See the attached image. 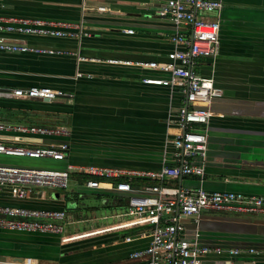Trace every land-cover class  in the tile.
Here are the masks:
<instances>
[{
    "label": "crops",
    "instance_id": "0c3cea01",
    "mask_svg": "<svg viewBox=\"0 0 264 264\" xmlns=\"http://www.w3.org/2000/svg\"><path fill=\"white\" fill-rule=\"evenodd\" d=\"M165 1L0 0V15L81 24L88 32L80 40L27 37L29 43L59 49L60 54L0 51L1 92L30 86L57 91L51 101L0 94V120H6L3 109L8 108L24 112L25 124H64L71 129L64 161L25 158L26 166L62 168L70 163L155 171L164 160L169 162L171 148H165V140L179 132L175 113L169 109L179 107L182 95L169 87L143 82L145 78L167 76L158 69L111 62L167 60V52L174 47L170 35L176 28L156 14ZM221 1L219 45L213 65L206 57L198 58L194 65L202 75L212 73L215 85L224 91L212 101L215 114L208 124L197 126L207 136L205 176L202 182L196 176H185L164 185H202L209 191L264 195V0ZM99 6L105 10H98ZM125 29L134 32L125 33ZM76 54L89 59L81 60ZM61 140L65 139L25 136L27 143ZM200 161L194 159L195 163ZM116 195L124 194L114 185L89 188L72 179L65 191H45L41 196L15 199L0 192V205L63 209L67 224L76 225L88 221L83 219L85 212H93ZM225 211H202L197 225L191 218L185 219L186 236L196 238L201 245L256 249L257 253L245 251L232 257V264H264V214ZM78 212L81 218H73ZM93 225V229L65 234H77L70 238L78 239L74 241L41 233L5 236L8 233L0 231L4 247L0 259L35 257L40 264H136L129 260V253L150 240L145 233L142 238L124 242V233L134 235V231H109L117 228L111 227L112 223ZM90 237L95 238L84 241ZM120 243L126 244L123 254L117 252ZM215 260L224 264L228 258L218 256Z\"/></svg>",
    "mask_w": 264,
    "mask_h": 264
},
{
    "label": "built area",
    "instance_id": "2783aa9c",
    "mask_svg": "<svg viewBox=\"0 0 264 264\" xmlns=\"http://www.w3.org/2000/svg\"><path fill=\"white\" fill-rule=\"evenodd\" d=\"M221 8V0H166L159 5L156 14L168 19L176 28L170 35L174 47L167 52V60H111L114 63L158 69L167 76L145 78L143 82L166 86L182 95L179 107L175 111L169 109V113H175L174 121L179 129L178 133L165 140V148H171L168 152L169 162L164 160L155 171L70 163L62 168L0 163V192H6L17 199L41 196L45 191L63 192L69 187L73 174L92 177L84 182L89 188L114 185L118 192L126 196V205L111 215L116 218L112 224L117 226L112 230L134 231V235L123 236L124 242L142 238L145 233L150 236L146 246L129 253V260L136 264H217L215 257L218 256L228 258L222 263L232 264L231 258L242 252L257 253L253 248L243 250L238 247L201 245L196 238L186 236L183 221L191 218L197 225L201 212L205 210L264 214V195L209 191L202 185L195 188L180 185L169 188L164 185L168 180L185 176H196L202 182L205 176L207 136L197 126L208 124L215 114L211 109L212 101L220 98L224 91L215 85L212 73L209 76L202 75L195 71L194 65L201 57L209 58L213 65L218 53ZM97 9L103 11L105 7L99 6ZM181 27L187 30L183 31ZM124 32L132 34L134 30L125 29ZM83 35H88V32L81 28V24L0 15V51L60 54L62 51L59 49L29 43L27 37H68L80 40ZM78 57L85 61L89 59ZM0 94L12 99L51 101L56 98L57 91L46 86H30L3 92L0 90ZM25 136L65 140L27 143ZM70 136L71 129L64 124L3 123L0 120V155L64 161ZM196 158L201 161L195 163ZM132 179H146L152 183L135 187L131 184ZM164 194L168 197H164ZM67 222L63 209L0 205V231L54 234L61 236V241H67ZM0 264H40V261L35 257H18L0 259Z\"/></svg>",
    "mask_w": 264,
    "mask_h": 264
},
{
    "label": "rangeland",
    "instance_id": "374dc122",
    "mask_svg": "<svg viewBox=\"0 0 264 264\" xmlns=\"http://www.w3.org/2000/svg\"><path fill=\"white\" fill-rule=\"evenodd\" d=\"M16 120H21V121H15V119H9V120L6 119V120H1V121L3 123L18 122V123H24L25 124V116H23L20 119H16ZM25 158L28 159V157H22V156L0 155V163H2V164H20V165H25ZM15 199H17V198H15ZM224 211L225 210H222V211H219V212H224ZM227 212L228 211H225V213H227ZM231 213H233V212H231ZM68 214H70V213H68ZM113 214L114 213H112L110 210H106V209H104L102 207L95 208L93 210V212H85L84 215H83V219H86L88 221H83V223H78L76 225H74L72 223L66 224L67 232L65 234H69V233L77 232V231H82L84 229L86 230V228L93 229L94 228L93 227L94 226L93 223H95V225H101V224H109V223L115 222L116 218L111 217V215H113ZM76 217L81 218V215L79 214V212H78V214H74L73 218H76ZM90 218H92V219H90ZM73 220H75V219H73ZM5 232L8 233L5 236H9V235L13 236L14 234L17 233V232H11V231H5ZM95 237L86 238L84 241L92 240ZM125 245L126 244H124V243H120L118 246H116L117 247V252L119 254H123V252L126 249ZM3 248L4 247L0 244V250H2ZM108 249L110 250L111 247H109ZM100 252L104 253L105 251L102 250ZM90 255H95V257H100V255L98 256L97 252H90Z\"/></svg>",
    "mask_w": 264,
    "mask_h": 264
},
{
    "label": "trees",
    "instance_id": "16d2710c",
    "mask_svg": "<svg viewBox=\"0 0 264 264\" xmlns=\"http://www.w3.org/2000/svg\"><path fill=\"white\" fill-rule=\"evenodd\" d=\"M24 115V112H20V111H12L10 109H3V118L5 119H15V121H20V120H16V119H20L23 116L20 115ZM92 178L88 175H81V174H73L71 175V180L72 179H77L79 183H84L87 179ZM100 179V178H98ZM152 182L150 180H146V179H132L131 180V184L132 186H144L147 184H151ZM164 184V183H163ZM126 205V196L125 195H116L114 197L111 198L109 203L103 204V208L106 210H113V209H122L124 206ZM127 233H124L123 236H125Z\"/></svg>",
    "mask_w": 264,
    "mask_h": 264
},
{
    "label": "bare ground",
    "instance_id": "6f19581e",
    "mask_svg": "<svg viewBox=\"0 0 264 264\" xmlns=\"http://www.w3.org/2000/svg\"><path fill=\"white\" fill-rule=\"evenodd\" d=\"M111 227H117L116 225H112ZM103 229H108V227L107 228H103ZM102 230V229H101ZM112 229H110L109 231H111ZM105 232H107V231H105ZM103 233V232H102ZM74 236H78L77 234L76 235H71V236H69L68 237V239H66L67 241H69V239L70 238H72V237H74ZM71 241H74V240H78V239H70Z\"/></svg>",
    "mask_w": 264,
    "mask_h": 264
},
{
    "label": "water",
    "instance_id": "95a60500",
    "mask_svg": "<svg viewBox=\"0 0 264 264\" xmlns=\"http://www.w3.org/2000/svg\"><path fill=\"white\" fill-rule=\"evenodd\" d=\"M45 101H48L47 99H45ZM179 179H181V178H179Z\"/></svg>",
    "mask_w": 264,
    "mask_h": 264
},
{
    "label": "flooded vegetation",
    "instance_id": "af4514ba",
    "mask_svg": "<svg viewBox=\"0 0 264 264\" xmlns=\"http://www.w3.org/2000/svg\"><path fill=\"white\" fill-rule=\"evenodd\" d=\"M44 235H50V234H44Z\"/></svg>",
    "mask_w": 264,
    "mask_h": 264
}]
</instances>
